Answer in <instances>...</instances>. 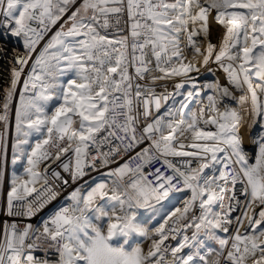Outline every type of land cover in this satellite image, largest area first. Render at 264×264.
Returning <instances> with one entry per match:
<instances>
[{"label":"snow or ice","instance_id":"1","mask_svg":"<svg viewBox=\"0 0 264 264\" xmlns=\"http://www.w3.org/2000/svg\"><path fill=\"white\" fill-rule=\"evenodd\" d=\"M77 2L0 0L24 49L0 114L2 184L22 82L0 264H264V0ZM212 64L227 83L200 81Z\"/></svg>","mask_w":264,"mask_h":264},{"label":"built area","instance_id":"2","mask_svg":"<svg viewBox=\"0 0 264 264\" xmlns=\"http://www.w3.org/2000/svg\"><path fill=\"white\" fill-rule=\"evenodd\" d=\"M79 4V0L77 2V6ZM72 10H75L74 8ZM70 14V13H69ZM67 17H65L66 19ZM126 19V17H125ZM59 27V24H57L55 27H53L52 32H50L48 34V36L45 38V41L41 42V45L39 47L43 46V43L46 42V40L51 36L52 33H54L56 31V29ZM126 34V33H125ZM39 50V48H38ZM23 55L24 54V49H23V41L19 40L18 38L15 37H10L9 34H5L3 36H0V114H3V110H2V104L4 102V97L5 94L9 88L10 85V81H11V73L12 70L16 67H18V65L16 64L15 61V56L17 54ZM31 63V61H30ZM27 71V69H26ZM22 87V82L21 85L18 86L17 88V93H19V88ZM161 89L157 88V91H159ZM12 110H10L9 112V127L10 124L12 122ZM0 128H2V123H0ZM119 135V133H118ZM107 150V149H104ZM137 151H139V149H137ZM131 155V153H130ZM125 159H127V157H125ZM9 160V156L7 158L6 163L3 165V173L5 175L6 170H9L10 164L8 162ZM123 162V161H121ZM139 163V160H136L133 162V166ZM115 166V165H113ZM159 165H153L154 167H157ZM43 165H41V170L43 169ZM63 175H65V177L67 178V174L66 173H62ZM99 173L96 172H91L89 176H85L82 180L78 181L76 184H71L68 188H65L63 190L60 191V196L52 201L50 204H48L44 209H42L41 211H39L34 217H32L30 220L25 219V223H32V224H39L41 222V220L43 218H45L53 209H55L58 205H60L63 200L64 197L67 196V194L72 191L75 187H78L80 184H83L85 180H89L91 181V177H98ZM43 186V182H40L36 187L40 188ZM6 199L5 196L2 195V184H0V202H3ZM237 213H233V215H235ZM13 219H17L15 217H8L7 215L3 214L2 212H0V222L3 221H11ZM191 234V232L189 231V235ZM180 238V237H178ZM177 238V239H178ZM174 241L175 240H170L168 243H170L172 246H174Z\"/></svg>","mask_w":264,"mask_h":264},{"label":"rangeland","instance_id":"3","mask_svg":"<svg viewBox=\"0 0 264 264\" xmlns=\"http://www.w3.org/2000/svg\"><path fill=\"white\" fill-rule=\"evenodd\" d=\"M223 33H224V29L222 27H220L219 25H216V24L212 25V32H211L210 39H211L212 43L217 45L218 48H219V45L221 43V39H222ZM210 67H211V65H210ZM211 68L214 70L215 75H213L212 73L204 72L203 77L200 78L201 82L213 81L214 79L219 77L221 84L227 83L223 72L221 70H217V66L215 64H212ZM192 75L195 76L194 73ZM168 88H169V90H172V83L171 82H168ZM17 103H18V100H15L11 104L13 117H12V122H11L12 126L9 127V137H8L9 145L12 142V138H13V136L15 134V132H14V112H15V106H16ZM233 106H235V105H233ZM193 107H195V105H193ZM244 115H245V117L247 119V122L244 125H242L240 131H241L242 137L245 136V138H246L245 139V144H243L244 149H245L246 152L251 154V153H253L255 151V146L252 143V140H253L254 137H256L259 134V132L261 131V128H260L259 124L254 125L251 128L248 127V124L251 123V119H250L249 114L247 112V106H246V110L244 112ZM8 156H9L8 162L10 164V167H9V170L8 169L6 170L4 178H3V183H2V195L5 196V197H6L7 191L10 188V180H11L12 175L14 173L17 174V175L21 174L23 172V168H24V162H19L16 165H13L11 163V150H8ZM188 195H190V193L185 192L183 194H180V197L182 199L183 197H186ZM216 210H218V208ZM242 231H243V229H242ZM179 239L180 238H178L177 240L174 241V246L176 245V243L178 242ZM131 242L132 243H142V246L145 249H147L148 244L150 243V242H142L141 239H139V238H137L135 236H133ZM210 246L215 247V244L210 242ZM213 258L214 257H210V259H213Z\"/></svg>","mask_w":264,"mask_h":264},{"label":"crops","instance_id":"4","mask_svg":"<svg viewBox=\"0 0 264 264\" xmlns=\"http://www.w3.org/2000/svg\"><path fill=\"white\" fill-rule=\"evenodd\" d=\"M211 67H212V65H211ZM202 72H203V74L199 77V79H200L201 77H203L205 71L202 69ZM194 74H195V73H194ZM195 75H196V74H195ZM245 139H246L245 136H243V141H244L243 144H245ZM10 145H11V143H10ZM10 145H9V149H8V150H11Z\"/></svg>","mask_w":264,"mask_h":264},{"label":"bare ground","instance_id":"5","mask_svg":"<svg viewBox=\"0 0 264 264\" xmlns=\"http://www.w3.org/2000/svg\"><path fill=\"white\" fill-rule=\"evenodd\" d=\"M15 100H18V93L16 94V96L14 97V99H13V101H12V103L15 101ZM11 110H12V107H11ZM12 125L10 124V127H11ZM37 186V185H36ZM219 210V209H218ZM238 214V213H237ZM236 214V215H237Z\"/></svg>","mask_w":264,"mask_h":264}]
</instances>
